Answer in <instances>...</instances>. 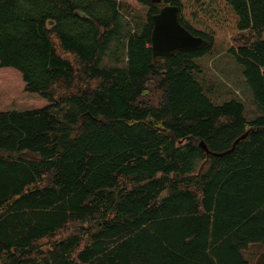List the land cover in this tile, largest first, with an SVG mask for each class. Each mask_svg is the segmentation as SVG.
<instances>
[{"label": "trees", "instance_id": "obj_1", "mask_svg": "<svg viewBox=\"0 0 264 264\" xmlns=\"http://www.w3.org/2000/svg\"><path fill=\"white\" fill-rule=\"evenodd\" d=\"M128 1L0 0V264H252L264 248V0ZM164 6L207 45L155 57ZM234 32L253 118L198 81Z\"/></svg>", "mask_w": 264, "mask_h": 264}, {"label": "rangeland", "instance_id": "obj_2", "mask_svg": "<svg viewBox=\"0 0 264 264\" xmlns=\"http://www.w3.org/2000/svg\"><path fill=\"white\" fill-rule=\"evenodd\" d=\"M135 9L139 11L138 14L140 16H145L146 9ZM234 33L227 35L225 41H216L212 56H205L197 60L202 70L198 81L203 85L205 90H208L207 96L213 103L224 104L232 100L243 101L242 103L246 106V116L253 118L257 114V111L254 107L251 90L246 84L243 68L226 51V48L232 45L234 38L239 35L238 33ZM262 252H264L263 247L254 245L246 253V257L252 264H257V258Z\"/></svg>", "mask_w": 264, "mask_h": 264}, {"label": "water", "instance_id": "obj_3", "mask_svg": "<svg viewBox=\"0 0 264 264\" xmlns=\"http://www.w3.org/2000/svg\"><path fill=\"white\" fill-rule=\"evenodd\" d=\"M155 2L159 3L160 0ZM79 15L85 17L82 13ZM153 23L151 42L155 57L172 56L179 52H192L207 45V41L194 37L180 24L177 7L164 6L153 17ZM50 25L53 23L50 22ZM257 264H264V252L258 257Z\"/></svg>", "mask_w": 264, "mask_h": 264}]
</instances>
